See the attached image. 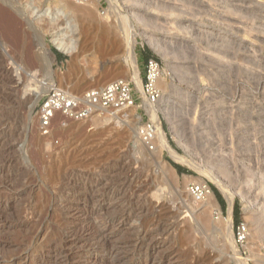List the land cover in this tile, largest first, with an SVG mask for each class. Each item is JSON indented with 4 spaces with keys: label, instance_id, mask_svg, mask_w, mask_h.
I'll return each mask as SVG.
<instances>
[{
    "label": "rangeland",
    "instance_id": "rangeland-1",
    "mask_svg": "<svg viewBox=\"0 0 264 264\" xmlns=\"http://www.w3.org/2000/svg\"><path fill=\"white\" fill-rule=\"evenodd\" d=\"M64 1L0 0V264H104L110 255L82 238L86 228L120 221L119 212L139 210L138 199L150 212L151 203L163 206V220L143 229L175 224L141 240L158 246L154 264L162 256L164 264H264V0ZM75 6L83 10L68 11ZM125 23L141 79L146 57L161 64L156 109L178 160L158 139L153 150L142 145L141 108L71 123L55 132L60 145L39 133L38 104L29 113L50 63L56 85L75 93L132 81ZM54 32L75 40L77 53L58 48ZM192 186L210 193L197 202ZM136 220L107 234L120 256L145 264V250L131 249ZM64 236L76 244L64 246Z\"/></svg>",
    "mask_w": 264,
    "mask_h": 264
},
{
    "label": "built area",
    "instance_id": "built-area-1",
    "mask_svg": "<svg viewBox=\"0 0 264 264\" xmlns=\"http://www.w3.org/2000/svg\"><path fill=\"white\" fill-rule=\"evenodd\" d=\"M161 74L160 62L149 59L146 62L142 89L135 82L125 79H118L102 88L88 89L83 93L54 85L38 103L37 129L42 137L53 139L56 131L64 130L71 123L86 121L94 116L117 115L137 107L143 110V117L147 118L138 127V138L142 145L153 150L156 146V125L149 116L147 106L155 107L160 101L161 90L158 83ZM53 141L60 145L59 139ZM191 191L197 202L204 201L210 193L206 186H192ZM245 238L246 227L239 225L237 240L242 242Z\"/></svg>",
    "mask_w": 264,
    "mask_h": 264
},
{
    "label": "bare ground",
    "instance_id": "bare-ground-1",
    "mask_svg": "<svg viewBox=\"0 0 264 264\" xmlns=\"http://www.w3.org/2000/svg\"><path fill=\"white\" fill-rule=\"evenodd\" d=\"M64 1V0H63ZM112 1V5L114 3V0H110V2ZM239 1V0H238ZM65 2V1H64ZM74 2V1H73ZM73 2H71L73 4ZM86 2V1H85ZM70 3V4H71ZM78 3V2H76ZM82 3V2H81ZM254 3V2H253ZM87 4V3H86ZM241 4V3H240ZM69 5V4H68ZM75 5V3H74ZM251 7H252V4H250ZM257 5V4H256ZM78 6V5H77ZM68 7V6H67ZM82 7V6H81ZM236 7V6H235ZM256 8V6H254ZM79 8V6H78ZM76 9V6L75 7H69L68 11L69 12H72V13H77L78 10L80 9ZM111 8V7H110ZM261 9V8H260ZM259 9V10H260ZM83 10V9H82ZM80 10V11H82ZM79 11V12H80ZM244 12V11H243ZM48 19H46L45 21L47 23H49L47 21ZM127 23V22H126ZM125 23V25H126ZM130 26L129 25H126V27L123 28V32L126 33V39H127V44H128V49H127V52H126V64L129 68L128 70V73H129V76H130V79L136 83V85L138 86V88L142 89V79H141V75H140V71H139V67H138V63H137V58H136V52H135V46H136V39L135 37L132 36L131 38V33H132V29L130 30ZM53 42L54 44L60 48L61 50H64L66 51L67 53L73 55V54H76L77 53V43L75 40H68L65 36H61L59 35L57 32H54L53 33ZM40 50L43 52L45 58H48L50 60V52H49V49L48 47L45 45V43H40ZM47 66V65H46ZM35 74V73H34ZM45 80L48 81L47 83V86H43L42 87V90H40V92H38V94L36 95V98H35V101L34 103L30 106V109H29V113L31 114L33 112V110L35 109V107L37 106L38 104V101L40 100V98L42 97V95L44 94V92H47V90L49 91L50 87L56 85V80H55V72L51 66V63L48 64L47 68H46V71H45ZM126 80V79H125ZM45 81V82H46ZM45 90V91H44ZM16 93V92H15ZM147 110L148 112L150 113L152 120H154V123L156 125V139H158V141L160 142V146L161 148L163 149H166L171 155L172 157H174L175 159H180V155L175 151L173 150L170 145L168 144V141H167V137H166V134L162 128V124H161V121H160V118H159V114H158V110L156 109V106L155 107H149L147 106ZM106 118V117H105ZM157 141V142H158ZM182 160V159H181ZM137 177V176H136ZM134 178V177H133ZM137 179H139L137 177ZM130 183V182H129ZM134 183V182H133ZM152 185V184H151ZM135 186V185H134ZM148 186V185H147ZM139 187V186H138ZM151 187V186H149ZM149 187H147L146 189H150ZM135 188V187H133ZM155 188V187H154ZM139 190H141L142 188H138ZM145 189V188H144ZM147 191V190H146ZM151 191H154V190H151ZM159 191V190H158ZM141 192V191H140ZM143 192V191H142ZM148 192V191H147ZM157 192V191H155ZM154 192V193H155ZM152 193V192H150ZM158 193V192H157ZM156 193V194H157ZM161 193V192H160ZM138 192L137 191H133V194H132V197L133 198H140L138 196ZM146 194V192H145ZM163 194V193H162ZM160 194V195H162ZM141 195V194H139ZM147 195V194H146ZM145 195V196H146ZM158 195V194H157ZM155 195V196H157ZM159 195V196H160ZM142 196V195H141ZM147 197V196H146ZM161 197V196H160ZM137 198V199H138ZM142 198V197H141ZM144 198V197H143ZM157 198V197H156ZM228 200H229V204H230V212L232 211V208H233V197L232 196H227ZM102 199V198H100ZM146 199V198H145ZM145 199H142V200H145ZM95 200V198H90L87 203H90V202H93ZM102 200H105V199H102ZM116 200V199H114ZM160 200V199H158ZM97 201V200H96ZM131 201V200H130ZM139 203H140V207H139V210L137 211H134V212H126L125 211H121V213L119 212L120 215V221H118L115 217L111 218V219H106L104 224L103 225H93L89 228H86L85 232H86V236L85 237H82L83 239H87L88 240H93L95 243V246L96 247H93L95 249L96 252H101V253H107V255H110V260L105 262L104 264H134L135 260H132V259H126L125 257H122L120 256L119 254V251L120 249H117V247H113L110 245V238L108 236V231L109 230H113V229H116L118 228L119 230H121L123 227H125L126 225L130 224L131 221L137 219L136 221H139L140 224H138L137 222V225L139 226H133L132 228L134 229L137 238H138V241L137 243H134L132 244V248L133 250L135 251H139V252H142L145 250L146 252V256L147 258H145L144 262L145 264H154V262H152L153 260V257H154V253L157 249V245H154V246H148L145 245V243L141 242L142 239H147L146 237L148 236H152L153 234H156V233H160V235L162 233H167L169 232L170 230H172L174 227H175V224H169V225H165V226H162V225H159L158 222H157V226H155L156 229H153L154 231H147L145 229H143V224L146 223L148 220H154L155 218L158 219V216L162 219V215L159 214L158 210L159 208L163 207L162 204L160 203V201L158 203H151L153 204L151 207L153 208L152 209V212L149 211V208H148V204H146V202H142L141 200H139ZM147 201H149L147 199ZM133 202V201H131ZM99 203V202H98ZM97 203V204H98ZM114 203V202H113ZM164 205V204H163ZM150 207V206H149ZM160 208V209H161ZM126 209V208H125ZM120 210V209H119ZM134 210V209H133ZM63 212V211H62ZM94 212V211H93ZM169 212V211H168ZM92 213V212H91ZM98 213V211L96 212V214ZM64 215H67L69 214V212L67 211H64L63 212ZM90 214V213H89ZM92 214H90V217H91ZM94 215V213H93ZM118 215V214H117ZM164 215V214H163ZM167 215V213H166ZM232 215V213H231ZM165 216V215H164ZM93 217V216H92ZM88 218H89V215H88ZM110 218V217H109ZM167 218V217H166ZM163 220V219H162ZM89 221V220H88ZM156 221V220H155ZM231 221V220H230ZM153 222V221H152ZM151 223V222H150ZM155 223V222H154ZM161 223V222H160ZM231 223V222H230ZM133 224V223H132ZM147 224V223H146ZM153 225V224H152ZM23 227V225H21ZM153 226V227H154ZM128 227V226H127ZM146 227V226H145ZM259 230V229H258ZM231 231V230H230ZM70 232V231H69ZM231 233V232H230ZM65 235V234H64ZM134 235V234H133ZM157 235V234H156ZM154 235V236H156ZM163 235V234H162ZM231 235V234H230ZM258 235V234H257ZM87 237V238H86ZM62 238V239H61ZM60 238V241H61V244L63 243L64 246H67L70 244H76L77 242V239H70L69 237L67 236H64V237H61ZM152 238V237H151ZM150 238V239H151ZM129 239V238H128ZM82 240V239H81ZM135 240V239H134ZM129 241V240H128ZM133 242V241H131ZM86 243V242H85ZM148 243V242H146ZM56 244V243H55ZM130 244V243H129ZM164 245V243H162ZM150 245V244H149ZM159 245V244H158ZM128 246H131V245H128ZM233 246V250H234V255H235V259L237 261H239V257H238V250H237V246L236 244H232ZM129 249V247H128ZM27 253H29V255H35V254H39V251H37L36 249H25ZM127 250V248H126ZM132 250V251H133ZM129 251V250H128ZM138 252V253H139ZM119 253V254H118ZM96 254V253H95ZM41 255V254H40ZM55 258H59L60 254H55L53 255ZM40 257V256H39ZM41 258L42 259H45V255L42 254L41 255ZM161 258V257H160ZM165 258L166 256H162L160 262H158L157 264H164L165 262ZM159 260V259H158ZM242 261V260H241ZM239 261V262H241ZM264 262V261H263ZM156 264V263H155Z\"/></svg>",
    "mask_w": 264,
    "mask_h": 264
},
{
    "label": "trees",
    "instance_id": "trees-1",
    "mask_svg": "<svg viewBox=\"0 0 264 264\" xmlns=\"http://www.w3.org/2000/svg\"><path fill=\"white\" fill-rule=\"evenodd\" d=\"M55 55H57L58 57H62L61 54H59L57 51H54ZM176 169L180 172V173H186L188 172V170L182 166H179V165H176L174 164ZM214 191H215V188H214Z\"/></svg>",
    "mask_w": 264,
    "mask_h": 264
},
{
    "label": "crops",
    "instance_id": "crops-1",
    "mask_svg": "<svg viewBox=\"0 0 264 264\" xmlns=\"http://www.w3.org/2000/svg\"><path fill=\"white\" fill-rule=\"evenodd\" d=\"M145 61L147 62V57L145 58Z\"/></svg>",
    "mask_w": 264,
    "mask_h": 264
}]
</instances>
